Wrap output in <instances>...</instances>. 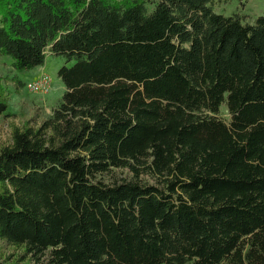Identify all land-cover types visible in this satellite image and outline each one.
Returning a JSON list of instances; mask_svg holds the SVG:
<instances>
[{
  "label": "trees",
  "instance_id": "1",
  "mask_svg": "<svg viewBox=\"0 0 264 264\" xmlns=\"http://www.w3.org/2000/svg\"><path fill=\"white\" fill-rule=\"evenodd\" d=\"M212 2L0 0L14 70L66 62L0 145V264H264V14Z\"/></svg>",
  "mask_w": 264,
  "mask_h": 264
},
{
  "label": "rangeland",
  "instance_id": "2",
  "mask_svg": "<svg viewBox=\"0 0 264 264\" xmlns=\"http://www.w3.org/2000/svg\"><path fill=\"white\" fill-rule=\"evenodd\" d=\"M216 13L231 15L237 13L243 16V21L252 22L255 17L264 14V0H213L209 3ZM12 58L10 56H0V77L16 74L18 79L24 83L17 92L14 91L12 82H8L7 88L11 91L8 110L14 115L9 118L0 116V145L5 143L10 133L11 124H20L33 118L44 117L48 115L51 109L59 102L65 88L57 75L59 67L66 64L61 56H46L42 66L30 70L16 71L11 66ZM71 63H67L70 65ZM45 73L50 77V87L46 94H37L29 92L25 84L34 79L40 73ZM35 119V120H36ZM124 172L116 170L113 175L117 178L124 176ZM104 178L108 180V176ZM20 249L13 248L0 240V254L6 256L17 254Z\"/></svg>",
  "mask_w": 264,
  "mask_h": 264
},
{
  "label": "built area",
  "instance_id": "3",
  "mask_svg": "<svg viewBox=\"0 0 264 264\" xmlns=\"http://www.w3.org/2000/svg\"><path fill=\"white\" fill-rule=\"evenodd\" d=\"M25 87L31 93L46 94L50 87V77L41 72L34 79L28 81Z\"/></svg>",
  "mask_w": 264,
  "mask_h": 264
}]
</instances>
